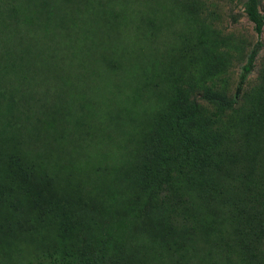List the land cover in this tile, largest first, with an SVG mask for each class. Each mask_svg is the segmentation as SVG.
<instances>
[{
  "label": "rangeland",
  "instance_id": "obj_1",
  "mask_svg": "<svg viewBox=\"0 0 264 264\" xmlns=\"http://www.w3.org/2000/svg\"><path fill=\"white\" fill-rule=\"evenodd\" d=\"M246 1L0 0V264H264Z\"/></svg>",
  "mask_w": 264,
  "mask_h": 264
},
{
  "label": "trees",
  "instance_id": "obj_2",
  "mask_svg": "<svg viewBox=\"0 0 264 264\" xmlns=\"http://www.w3.org/2000/svg\"><path fill=\"white\" fill-rule=\"evenodd\" d=\"M244 12H245L247 20L253 25V30H254L255 34L258 36L261 32L262 27H263V22L259 16L257 8H256V0H247L246 4H245ZM254 58H255V50L253 49L250 51V53L247 56V59L245 61V64L242 67L241 74L238 77L237 87L235 88V94H237L240 91L241 84L243 83L245 77L252 70ZM170 187H171V179H166V180L161 181L159 183V188H158L159 199H158V202H160L163 205H167V202L170 199L165 193ZM180 201H182V200L180 199ZM252 202L257 204L255 207L256 210L259 211V210L264 209V207H262L261 200L256 199ZM179 211L180 210L178 208H171L170 212H169L170 220H172L178 214H180ZM261 238H264V235ZM259 239L260 238L256 239V241L260 242ZM256 250H257V255H258L257 258L258 259L264 258V243H258L256 246Z\"/></svg>",
  "mask_w": 264,
  "mask_h": 264
}]
</instances>
